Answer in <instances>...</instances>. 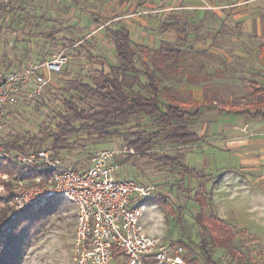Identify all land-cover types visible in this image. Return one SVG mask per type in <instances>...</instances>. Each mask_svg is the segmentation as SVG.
Returning a JSON list of instances; mask_svg holds the SVG:
<instances>
[{
  "label": "trees",
  "instance_id": "16d2710c",
  "mask_svg": "<svg viewBox=\"0 0 264 264\" xmlns=\"http://www.w3.org/2000/svg\"><path fill=\"white\" fill-rule=\"evenodd\" d=\"M21 1L0 0V37H3V40H0V71L6 72L39 62L48 57L53 49L64 50L72 47L73 51L69 54L83 55L88 61V68H92L91 83L75 79L80 92L74 95L72 91H61L62 110L56 111L54 126L45 127L42 131L29 135L12 133V139L4 144L6 148L23 151L36 146V149L48 150L52 156L62 159L70 147L73 149L79 144L80 139L84 138L89 142L115 141L118 148H127L135 152L134 155L123 156L124 159L139 158L149 162L165 173L166 178H174L176 186L184 185L188 179L196 182L208 180L201 170L187 164L185 158L188 151L203 142V138L198 137L192 128L205 105H190L193 109L190 113L173 95L167 94L163 100L162 89L155 76L160 70L177 71L184 55L182 47L163 42L157 50L150 51L145 47L136 46L131 42L126 28L122 26L110 28L95 15L91 16V21L97 28L103 29L105 37L115 51L116 64L109 66L108 72L92 48L81 42L82 37L62 36L61 28L39 36L29 34L26 40H14L11 45L4 38L11 33L4 23L5 19L19 9L20 5H17V2ZM67 29L77 28L71 26ZM150 54L159 60V64L165 69L158 67V61L153 63L149 59V64L142 62V57L150 58ZM129 76L135 77L138 81L142 80L141 87L146 96L129 92L125 87ZM217 109L220 112L225 111L223 108ZM227 111L235 113L233 109ZM241 113L264 120L262 112L250 115L248 110L242 109ZM49 173L37 167L19 166L11 156H5L0 160V176L5 177L2 179L10 180H7L8 182L0 180V184L7 190V196L1 197L0 202L5 205L9 200L13 184L17 180H32ZM221 178L222 175L211 178L212 186ZM160 193L148 200L169 207L170 210L169 200ZM211 198L212 190L203 186L191 197V201L199 208L198 213L193 216L198 240L193 242L187 239L172 242L170 245L181 246L185 251V260L191 264H200L196 258H192L193 255L200 258L202 264H217L210 256L212 247L224 251L236 260L237 264H242L234 246L235 234L232 228L210 210ZM53 204L55 205V201ZM54 205L50 207L52 212L55 210ZM27 211H23L15 220H9L8 208H0V264H18L22 252L18 243H21V230L25 228L23 218L28 216Z\"/></svg>",
  "mask_w": 264,
  "mask_h": 264
},
{
  "label": "crops",
  "instance_id": "0c3cea01",
  "mask_svg": "<svg viewBox=\"0 0 264 264\" xmlns=\"http://www.w3.org/2000/svg\"><path fill=\"white\" fill-rule=\"evenodd\" d=\"M116 4L121 17L105 22L95 11H83L78 24L60 27L61 35L82 37L81 42L94 50L86 40L85 27L97 29L91 21L95 15L110 28H126L134 45L150 51L157 50L163 42L181 47L179 42L191 41L201 58H221L220 63L217 60L213 65L217 72L215 80L210 81L205 75L200 81L183 82L178 87L181 100L176 98L185 109L190 105H205L192 128L203 142L188 151L185 158L187 164L201 170L208 180H188L199 183V188L212 190L210 210L218 218L229 227L234 224L258 236L264 247V120L241 113L242 109L250 115L264 113V0H117ZM71 26L77 29L66 30ZM65 32L69 35H64ZM102 32L104 35L103 29ZM106 40L115 57L112 44ZM204 69L207 71V66ZM232 70L237 78L245 79L247 92L232 93L231 76L224 73ZM167 87H173L171 81ZM113 144L111 149L118 148V143ZM74 150L62 156V163L83 170L89 155L81 156ZM118 158L114 160L118 166L131 164L141 168L139 158L121 156L120 163ZM122 174L119 177L115 173L116 179L136 181ZM219 175L222 178L212 186L211 178ZM152 204L151 208L156 205L153 201Z\"/></svg>",
  "mask_w": 264,
  "mask_h": 264
},
{
  "label": "rangeland",
  "instance_id": "374dc122",
  "mask_svg": "<svg viewBox=\"0 0 264 264\" xmlns=\"http://www.w3.org/2000/svg\"><path fill=\"white\" fill-rule=\"evenodd\" d=\"M116 2L117 0H22L21 2H17V5H20L19 9L9 16V18L5 19L4 26L9 28L11 33L5 35L4 38L12 45L14 40H26L29 34L39 36L60 27H66L74 23L78 24L83 11L87 12L88 10L95 11L102 21L114 20L122 16ZM177 27L179 30L182 29V26ZM85 28L87 42L94 47L93 53L97 57L99 56V59L104 63L105 70L108 72L109 66L116 64L112 47L104 37L102 29ZM14 31H17L16 37L12 35ZM63 34L69 35L66 32ZM0 40H3L2 36ZM179 44L184 50V55L176 72L163 68V65L159 64V60L155 59L151 54L150 58L149 56L142 57V62L145 64H149V59H151L153 63L158 61L160 69H165L155 74L162 89L161 98L163 100L166 99L167 94L181 100L178 87L183 82L200 81L201 77L205 75L209 77L210 81L216 79L217 72H214L213 65L216 64L217 60L220 63L221 58H201L199 54L195 53L194 43L191 41H182ZM188 44L190 46L186 47ZM11 45L9 44V47ZM60 50L53 49L52 52ZM66 51L72 52L73 49H67ZM196 51L199 50L196 49ZM71 57L75 59H71L61 74L51 77L47 88L40 96L26 100L18 106V112L6 127L5 136L7 138H12V133L29 135L39 130L42 131L45 127H53L56 111L62 110L60 104L61 91H72L71 93L74 95L79 93L80 90L74 81L75 79L91 83L90 73L92 68H90L91 70L88 68L87 59L79 60L76 58L77 56ZM205 63V66L208 68L207 71H205V66H203ZM210 65H212L211 68L213 69L209 67ZM224 73L231 76L230 80L234 88L232 93H234V90L235 92L248 91V87L243 83L245 81L243 77L237 78L233 70ZM167 80L172 81L171 85L173 87L170 89L167 87ZM141 84L142 80L138 81L135 77L129 76L125 87L130 93L146 96ZM231 99H234L233 95ZM186 110L190 113L193 111L191 107ZM113 143L116 144L115 141L112 143L110 141L89 142L83 138L79 140V144L74 146L73 149H75V153L79 151V155L81 156H88L95 151L105 149L106 146L111 149L110 146ZM35 149L36 146L28 150ZM73 149L70 147L66 154L69 155V151L71 152ZM119 158L118 163L122 160ZM141 161L138 163V166L141 168H137L131 164L127 166L123 165L118 166L116 173L119 177L123 176L122 173H125L126 176L135 178L137 182L142 184L153 183L157 185L160 192L165 194L166 199L170 202L169 210V207L161 206L158 203L151 208L153 204L148 199L138 200V203L145 206L141 216L142 226L148 233L159 237L165 244L186 241L187 239L196 242L198 239L196 237L193 216L198 213L199 208L197 204L191 201V197L198 190L199 183L187 180L184 185L176 186L174 178H166L165 173L159 171L158 168L156 169V166L145 160ZM2 177L0 176V180H3V182L10 180V178L2 179ZM5 196H7V190L4 185L0 184V198ZM53 201H55V205ZM53 205V209L55 210L52 212L50 207ZM3 207H7V205H2V202H0V208ZM27 214L28 216L23 218V225H25L26 230L24 227L21 230V243H18V246L22 250L18 264H76L71 247L75 227L73 206L64 199H50L38 208L28 209ZM9 220L11 219L9 218ZM230 227L235 234L234 246L236 254L238 258H241L242 264H264V247L259 237L244 228H238L234 224H231ZM210 256L217 264H237L236 260L215 247L211 248ZM192 258H196L202 264V260L196 255H193Z\"/></svg>",
  "mask_w": 264,
  "mask_h": 264
},
{
  "label": "built area",
  "instance_id": "2783aa9c",
  "mask_svg": "<svg viewBox=\"0 0 264 264\" xmlns=\"http://www.w3.org/2000/svg\"><path fill=\"white\" fill-rule=\"evenodd\" d=\"M12 35L16 37L17 31ZM67 49L53 51L41 61L24 67L0 71V160L11 156L19 166L50 172L14 182L5 203L9 218L13 220L50 199H64L75 212L71 247L76 264H191L185 260L181 246L163 243L159 237L146 233L141 225L145 206L138 200L158 194L159 187L116 179L115 158L134 155L133 150L95 151L89 155L87 167L76 170L64 165L63 159L52 156L48 150L22 151L4 146L9 140L5 136L6 127L18 112V106L40 96L51 77L61 74L71 59H75ZM76 58L85 59L83 55Z\"/></svg>",
  "mask_w": 264,
  "mask_h": 264
}]
</instances>
